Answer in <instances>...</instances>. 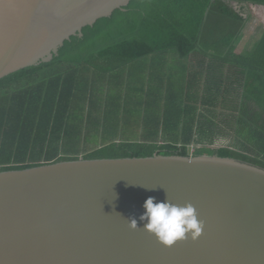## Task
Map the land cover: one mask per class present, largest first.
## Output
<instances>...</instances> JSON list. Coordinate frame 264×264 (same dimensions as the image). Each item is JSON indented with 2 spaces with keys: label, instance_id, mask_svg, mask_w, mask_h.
Returning a JSON list of instances; mask_svg holds the SVG:
<instances>
[{
  "label": "water",
  "instance_id": "obj_1",
  "mask_svg": "<svg viewBox=\"0 0 264 264\" xmlns=\"http://www.w3.org/2000/svg\"><path fill=\"white\" fill-rule=\"evenodd\" d=\"M131 1L0 0V81ZM192 149L0 172V264H264V169ZM149 197L192 204L201 235L162 244L139 219Z\"/></svg>",
  "mask_w": 264,
  "mask_h": 264
},
{
  "label": "trees",
  "instance_id": "obj_2",
  "mask_svg": "<svg viewBox=\"0 0 264 264\" xmlns=\"http://www.w3.org/2000/svg\"><path fill=\"white\" fill-rule=\"evenodd\" d=\"M232 2L264 6V0H132L111 17L85 27L82 37L66 41L50 62L1 80L0 172L79 160L78 153L64 155L61 149L75 143L70 120L81 65L107 73L163 50L176 49L186 56L200 48L205 23L216 17L240 18ZM188 126L183 136L167 138L162 145L111 143L108 158H146L156 153L186 157L189 147L196 146L194 156L208 155L203 150L210 148L209 156L234 158L264 169V161L248 156H264V124L254 128L243 119L242 135L236 137H222L214 126L204 132L207 135L199 131L200 136H193ZM224 138L228 148H212Z\"/></svg>",
  "mask_w": 264,
  "mask_h": 264
},
{
  "label": "crops",
  "instance_id": "obj_3",
  "mask_svg": "<svg viewBox=\"0 0 264 264\" xmlns=\"http://www.w3.org/2000/svg\"><path fill=\"white\" fill-rule=\"evenodd\" d=\"M230 5L240 14V18H230L233 26L237 25V38L231 45L225 46L219 41L224 23L223 19L216 17L205 23L200 48L186 56L176 49L163 50L107 72L104 76L92 75V80H106V85L121 89L126 84L134 87L136 92L130 95V100L136 110L132 108L126 122L138 121L129 126L138 133L133 141L127 142L162 145L167 138L183 136L185 126H188L186 122H191L188 127L193 136H200L199 131L207 135L204 132L214 126L213 130L222 137L241 135L240 122L243 119L254 128L258 122L264 124V16L243 12L252 4L232 2ZM260 7L263 13L264 6ZM145 58L152 59L145 69L153 76L141 78L139 74L144 67L129 65ZM81 73L82 70H79V75ZM80 84L79 78L76 92H85ZM120 102L123 101L111 99L109 104L118 110ZM90 104L95 114L90 115L89 121L97 122L100 119L97 116L103 111L98 110L94 101ZM161 105L165 108L160 110ZM147 106L152 110L148 111ZM116 112L105 111V115L116 120ZM136 114L142 116L134 118ZM210 121L213 125H207ZM123 123L117 121L116 138L109 139L107 143L100 142L99 146L125 142L118 138L126 131Z\"/></svg>",
  "mask_w": 264,
  "mask_h": 264
},
{
  "label": "rangeland",
  "instance_id": "obj_4",
  "mask_svg": "<svg viewBox=\"0 0 264 264\" xmlns=\"http://www.w3.org/2000/svg\"><path fill=\"white\" fill-rule=\"evenodd\" d=\"M248 9L244 10L243 12L246 15H254V13H257L259 16H264V11L263 13L260 12V5L255 6V5H248ZM251 8V9H249ZM249 12V13H248ZM224 25L221 26V31L219 32L221 34L220 37V42L225 45H231L234 39H236V29L237 25L233 26V22L231 19H223ZM235 24V23H234ZM175 56H177V53L174 52ZM149 58V57H148ZM145 58L142 61H137L129 66L133 67H144L141 69V73L139 74L141 78H146L148 75L149 77L153 76L152 73L148 70L146 72L145 67L149 66L152 62V59ZM82 70V73L79 75L77 78L81 79V84L80 88L82 86L84 91H81L80 93L77 92V99L74 100V104L71 109V120H70V125H71V130L74 131L73 135V141L75 142L71 147H68L67 145L62 147L61 152L64 153V155H73L78 153L76 156L79 157V159H87V160H92L89 159V157H97L98 159H109L108 157L111 156L109 153V144L114 143L110 142L109 144H105L103 146H99V143H107L109 139L111 138H116L114 134L117 132V121L121 120L124 121L123 123V128H125L126 131H123L122 136L118 137L121 138L123 141H133V139L136 138V133H138L134 128H129L130 125L133 123L137 124L138 121H132V122H126L129 115L130 111H132V102L130 100V95L134 94L136 91L133 86L130 84H126V86L121 89L117 88L113 85H106L107 81L103 79H97V80H92V75L96 74V76H104L106 74L103 72V74L100 71L93 69L92 67H88L85 65L80 66V71ZM137 77V76H136ZM95 84V85H93ZM79 88V89H80ZM117 100V101H123L118 104L119 109L117 110L116 108L110 107V100ZM127 99V100H126ZM94 101V103L97 104V108L100 111H103L102 114L99 112L97 114V117H100V119L97 122H91L89 121L90 115L95 114L94 107L92 108L90 102ZM134 107L133 109H135ZM140 108V107H138ZM163 107V105L160 106V110ZM114 110L116 112V120L110 119L112 116H107L105 115V111H110ZM147 110L150 111L152 108L147 106ZM124 111V112H123ZM142 115L136 114L133 117L134 118H140ZM163 117V114H162ZM259 124V122H258ZM111 133H110V132ZM242 135V134H241ZM244 135V134H243ZM227 138L220 139L218 140L212 148L215 150L219 151L220 149L223 148H228L229 144H226ZM108 148V149H107ZM192 152L193 155L195 153L196 155V150L198 149L196 146H192ZM234 148V149H233ZM231 148V150L235 152H239L238 150L235 149V147ZM240 149V148H239ZM91 150V152H88ZM104 150V151H103ZM108 150V151H107ZM211 149L205 148L203 151L206 154H210ZM69 151V152H68ZM102 151V152H101ZM216 151V152H217ZM72 154H71V153ZM249 157L254 158L256 160H261L264 161V156L263 155H256L253 156L251 154H248ZM258 158V159H257ZM263 163V162H262Z\"/></svg>",
  "mask_w": 264,
  "mask_h": 264
},
{
  "label": "clouds",
  "instance_id": "obj_5",
  "mask_svg": "<svg viewBox=\"0 0 264 264\" xmlns=\"http://www.w3.org/2000/svg\"><path fill=\"white\" fill-rule=\"evenodd\" d=\"M143 207L145 212L139 217L140 221H146L143 229L154 234L166 246H172L188 235L197 239L202 233L204 222L198 220L196 209L190 203L180 206L171 203L168 197L161 202L149 197ZM128 222L132 229L139 227L135 218L128 219Z\"/></svg>",
  "mask_w": 264,
  "mask_h": 264
}]
</instances>
